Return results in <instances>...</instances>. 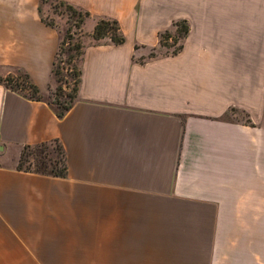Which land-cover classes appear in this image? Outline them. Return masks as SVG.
I'll return each mask as SVG.
<instances>
[{
    "label": "crops",
    "instance_id": "obj_1",
    "mask_svg": "<svg viewBox=\"0 0 264 264\" xmlns=\"http://www.w3.org/2000/svg\"><path fill=\"white\" fill-rule=\"evenodd\" d=\"M61 1L90 14L70 110L0 84V264H264V0ZM39 4L0 0V77L48 100L63 32ZM99 18L125 42L96 44ZM52 140L66 178L17 170Z\"/></svg>",
    "mask_w": 264,
    "mask_h": 264
},
{
    "label": "trees",
    "instance_id": "obj_2",
    "mask_svg": "<svg viewBox=\"0 0 264 264\" xmlns=\"http://www.w3.org/2000/svg\"><path fill=\"white\" fill-rule=\"evenodd\" d=\"M45 0H40V4L38 7V13L40 15V19L42 22L51 28H54V24L47 23L41 15V5ZM60 6H62L67 14L74 19L73 27L76 29H80L81 25L84 23L86 19L90 17V14L86 11L77 9L64 1L58 0ZM177 29L180 27L181 30L179 32V46L173 51V53H177L182 48V40L186 37L188 33V26L185 22H175L173 24ZM168 32H164L160 34L159 38V46H163L164 40L168 37ZM92 39L96 44L102 43L104 40H109L113 45H121L125 42V38L120 30L119 24L114 19L108 18H99L96 20V24L94 30L92 32ZM165 37V39H164ZM71 39V28H68L65 32L63 41L60 42L58 47V52L60 47L65 44L66 40ZM84 46L81 42L73 45V48L70 51L74 52L73 55H69V59L73 62H76V66L74 67L75 73V81L74 87L70 94H65L63 92V87L61 85L62 79L60 72L56 69V61L58 58V52L56 54L52 74L54 80L56 82L55 93L53 102H50V97L48 100H45L41 95L39 89L30 81L29 76L22 72L17 71L14 75H7L5 77H0V84L3 85L6 89L18 93L24 98L31 101H43L46 102L50 108L54 111L55 115L62 119L66 113L70 110L72 105L74 104L77 98L78 86L80 84V69L79 63L83 55ZM154 57V56H150ZM52 93L50 94V96ZM66 98L64 101L62 98ZM55 145L52 148V145ZM17 170L26 172V173H34L42 176H49L55 178L64 179L67 177L68 168L66 162V154L63 146L60 144L58 140H52L44 143H40L33 146H25L22 150Z\"/></svg>",
    "mask_w": 264,
    "mask_h": 264
},
{
    "label": "rangeland",
    "instance_id": "obj_3",
    "mask_svg": "<svg viewBox=\"0 0 264 264\" xmlns=\"http://www.w3.org/2000/svg\"><path fill=\"white\" fill-rule=\"evenodd\" d=\"M41 7V15L42 18L47 22V23H52L54 24L55 28H59L60 31H62V39L63 41L65 32L68 28H71V39L66 40L65 44H63L60 47V50L58 52V58L56 61V69L60 72L61 74V85L63 87V92L65 94H70L72 92V89L74 87V81H75V73L76 71L74 70V67L76 66L75 61H71L69 59V55H73L74 52L70 51V49L73 48V45H76L79 42H82V32L79 29H76L73 27L74 24V19H72L66 12V10L59 5L58 0H45ZM179 22V21H178ZM174 24V23H173ZM174 26V25H173ZM181 28L179 27L178 29L174 26L173 30H168L167 32L169 33L168 37L165 39L163 42V46L155 49V50H149V57L150 56H157L158 54L162 53L165 51V48H169L170 51H175L180 43L179 40V32ZM60 41V42H61ZM58 85V84H56ZM54 93H55V88L52 91V95L50 96V102H53L54 99ZM64 101H66V98H62ZM55 145H52V148H54Z\"/></svg>",
    "mask_w": 264,
    "mask_h": 264
}]
</instances>
